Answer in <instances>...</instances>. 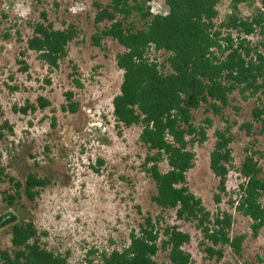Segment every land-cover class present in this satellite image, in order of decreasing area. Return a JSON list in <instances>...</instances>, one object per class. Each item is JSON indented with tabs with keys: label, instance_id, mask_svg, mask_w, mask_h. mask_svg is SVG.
Here are the masks:
<instances>
[{
	"label": "rangeland",
	"instance_id": "obj_1",
	"mask_svg": "<svg viewBox=\"0 0 264 264\" xmlns=\"http://www.w3.org/2000/svg\"><path fill=\"white\" fill-rule=\"evenodd\" d=\"M156 2L166 10L161 0H153V5ZM105 3L107 0H0V249H9L13 221L4 220V216L10 215L14 221L30 220L39 234L45 233L39 235L40 245L53 254L66 253V264H101V252L126 247L130 231L136 233L137 226L149 218L158 232L166 225H175L189 235L182 250L189 255L190 264H264V228L252 238L250 221L233 210L234 202L229 206L240 181L236 169L243 157L249 152L264 156V133H258L259 124L252 122L248 133L241 128L251 122V110L264 103V94L242 101L234 92L219 116L204 112L203 106L191 113L193 125H201L207 117L211 126L205 130L206 140L201 145L187 148L194 155L193 166L185 173L187 189L210 215L222 211L230 215L228 237L243 236L239 255L223 247L220 260L207 259L195 222L178 221L173 210H162L151 203L154 187L143 171L146 149L137 140L140 127L124 128L113 121L110 101L121 81L114 56L122 48L108 38L98 47L90 43L95 32L94 5ZM215 7L217 24L230 8L228 0H219ZM258 7L259 0H250V5L239 4L236 12L246 18ZM41 12L55 30L70 25L77 33L66 45L65 58L53 70L25 50L24 42L30 35L27 24L40 21ZM136 19L130 21L137 24ZM104 23L97 27L102 28ZM249 37L251 44L261 40L258 33ZM19 60L25 63V72L20 71ZM73 80L81 87H76ZM67 92L76 105L74 113L60 109L66 104ZM37 97L46 99L49 106L26 115L12 112L13 106L34 104ZM226 125H230L232 160L224 194L214 204L217 179L208 170V154L215 140L213 131ZM257 156L254 158L261 165L263 158ZM158 169L164 172L167 167L161 162ZM27 174L46 178L49 184L32 204L20 199L17 205L6 206L4 192H13L8 178L22 183ZM259 201L264 204V196ZM152 260L166 264V253L158 250Z\"/></svg>",
	"mask_w": 264,
	"mask_h": 264
},
{
	"label": "trees",
	"instance_id": "obj_2",
	"mask_svg": "<svg viewBox=\"0 0 264 264\" xmlns=\"http://www.w3.org/2000/svg\"><path fill=\"white\" fill-rule=\"evenodd\" d=\"M148 1L107 0L102 6L94 5L91 45L98 47L101 40L108 38L122 48L114 56L121 81L118 93L110 101L113 121L124 128L140 127L137 140L146 149L143 171L154 187L151 203L162 210H173L178 221L195 222L201 235V251L207 259L220 260L223 247L239 255L243 236L228 237L230 215L224 211L210 215L187 189L185 173L192 168L194 158L187 148L201 145L206 140L205 130L211 126L207 117L201 125H193V111L203 106L204 112L219 116L234 92L242 101L257 93L264 94V0H259L262 10L255 8L246 18L237 14V6L250 5V0H228L230 13L217 24L215 6L219 0H162L166 7L164 16H151L145 5ZM39 17L40 21L27 24L30 35L24 42L25 50L36 54L48 70H53L65 58L66 45L77 33L70 25L55 30L42 12ZM132 17L137 18V24L130 21ZM103 22V27L98 28ZM230 32L235 34L234 38ZM255 33L261 40L251 44L245 37ZM151 47L154 52L165 54L158 65L155 59L149 62L147 54ZM16 62L21 72L27 70L23 61ZM165 64L168 72L163 74ZM73 83L81 87L77 80ZM64 99L66 104L60 109L74 113L76 105L71 101V93H64ZM48 106L46 99L37 97L34 104L13 106L11 110L26 115ZM250 115L251 122L243 123L241 128L248 133L251 123H258V133L263 134L264 103L254 107ZM3 127L10 131L8 126ZM229 129L230 125H226L213 131L215 140L208 154V170L217 179L214 204L224 194L231 166ZM255 155L263 158L261 165ZM161 162L167 167L164 172L158 169ZM236 171L240 181L229 206L235 203L233 210L250 221V236L256 238L264 228V204L259 201L264 196V156L249 152ZM8 181L13 192H4L2 197L8 207L17 205L20 199L32 204L49 184L46 178L33 174H27L22 183L10 178ZM5 219L13 223L9 226V249H0V264H66V253L53 254L40 245L39 235L45 233L39 234L30 220L14 221L10 215ZM188 242L189 235L175 225H166L158 232L151 220L145 218L136 233L130 231L126 247L101 252L99 259L101 264H155L152 258L161 250L166 253V264H190L189 255L182 250Z\"/></svg>",
	"mask_w": 264,
	"mask_h": 264
},
{
	"label": "built area",
	"instance_id": "obj_3",
	"mask_svg": "<svg viewBox=\"0 0 264 264\" xmlns=\"http://www.w3.org/2000/svg\"><path fill=\"white\" fill-rule=\"evenodd\" d=\"M149 2H152V5H150L149 4ZM158 2H156L155 3V5H153L154 3H153V0H150V1H148L146 4H149V5H146L147 7H149V9H148V12L150 13V15L151 16H154V15H161V16H164L165 14H166V10L165 11H162L161 9H160V7H159V3L157 4ZM161 4H163L162 3V0H161ZM166 8V7H165ZM260 10H262L261 8H260V6L258 7ZM230 36L232 37V38H234L235 37V34L233 33V32H230ZM248 38H250L249 36H247V37H245V39H247V40H249ZM164 56V58H165V54H163V52L162 51H157V52H154L153 51V49H152V47L148 50V54H147V56L149 57V62L150 61H152L153 59H155L154 61H155V63H157V65L159 64V63H161L163 60H164V58L163 59H160V56ZM167 64H165V68L163 69V74L164 73H167L168 72V70L166 71V69H167Z\"/></svg>",
	"mask_w": 264,
	"mask_h": 264
},
{
	"label": "clouds",
	"instance_id": "obj_4",
	"mask_svg": "<svg viewBox=\"0 0 264 264\" xmlns=\"http://www.w3.org/2000/svg\"><path fill=\"white\" fill-rule=\"evenodd\" d=\"M110 113H111V111H110Z\"/></svg>",
	"mask_w": 264,
	"mask_h": 264
}]
</instances>
